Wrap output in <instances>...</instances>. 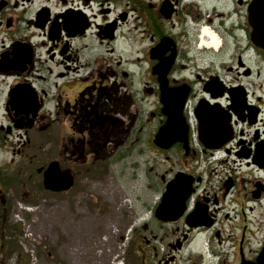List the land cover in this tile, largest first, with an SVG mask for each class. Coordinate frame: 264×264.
I'll use <instances>...</instances> for the list:
<instances>
[{"label": "flooded vegetation", "instance_id": "af4514ba", "mask_svg": "<svg viewBox=\"0 0 264 264\" xmlns=\"http://www.w3.org/2000/svg\"><path fill=\"white\" fill-rule=\"evenodd\" d=\"M252 1L0 0V262L18 198L88 193L127 159L152 193L122 264L257 262L263 143L219 138L264 112Z\"/></svg>", "mask_w": 264, "mask_h": 264}, {"label": "rangeland", "instance_id": "374dc122", "mask_svg": "<svg viewBox=\"0 0 264 264\" xmlns=\"http://www.w3.org/2000/svg\"><path fill=\"white\" fill-rule=\"evenodd\" d=\"M108 173L106 177L114 181H93L88 193H82V187H78L76 193L48 195L41 203V199L29 202L18 198L6 228L7 257L0 263H122L132 223L143 220L134 219L132 207L142 205L140 195L152 192L145 189L147 177L143 167L136 168L129 159L111 166ZM22 238L36 246L34 257L22 254Z\"/></svg>", "mask_w": 264, "mask_h": 264}, {"label": "water", "instance_id": "95a60500", "mask_svg": "<svg viewBox=\"0 0 264 264\" xmlns=\"http://www.w3.org/2000/svg\"><path fill=\"white\" fill-rule=\"evenodd\" d=\"M248 21L251 26V38L255 45L264 50V0H253L249 6ZM256 118L250 121V124H254ZM257 134V133H256ZM164 135L163 129L157 134V139ZM213 137H215L213 133ZM234 137V130L231 124L225 130L220 132L219 138L221 142H229ZM258 138V134L255 136ZM258 151L264 158V141H259ZM264 166V165H262ZM54 165H50L45 174V186L53 191H66L73 186V179L71 177L66 178L64 175H60L57 178L53 176ZM170 189V188H169ZM166 193H170L169 191ZM254 264H264V247L260 256L257 258V262Z\"/></svg>", "mask_w": 264, "mask_h": 264}, {"label": "bare ground", "instance_id": "6f19581e", "mask_svg": "<svg viewBox=\"0 0 264 264\" xmlns=\"http://www.w3.org/2000/svg\"><path fill=\"white\" fill-rule=\"evenodd\" d=\"M218 43H219V41L217 40V38H214V45L215 46H217L218 45ZM193 138L195 139L196 138V136H193ZM122 264V263H121Z\"/></svg>", "mask_w": 264, "mask_h": 264}, {"label": "built area", "instance_id": "2783aa9c", "mask_svg": "<svg viewBox=\"0 0 264 264\" xmlns=\"http://www.w3.org/2000/svg\"><path fill=\"white\" fill-rule=\"evenodd\" d=\"M262 125V124H261ZM262 129H264V127H262ZM28 251H30V253H31V255H32V257H34V250L32 249V248H30V249H27Z\"/></svg>", "mask_w": 264, "mask_h": 264}]
</instances>
